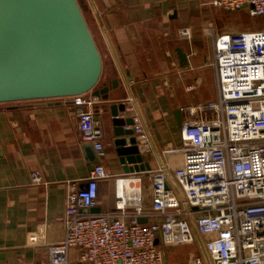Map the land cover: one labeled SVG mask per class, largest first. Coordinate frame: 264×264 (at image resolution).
I'll return each mask as SVG.
<instances>
[{
    "label": "crops",
    "instance_id": "0c3cea01",
    "mask_svg": "<svg viewBox=\"0 0 264 264\" xmlns=\"http://www.w3.org/2000/svg\"><path fill=\"white\" fill-rule=\"evenodd\" d=\"M79 1L89 13L96 39L87 25L88 30L101 60L97 88L118 82L108 101L98 98L95 106L105 156L98 162L88 160L83 146L89 143L80 138L71 98L0 103V264H47V246L64 236L66 193L85 182L97 163L111 177L99 181L94 210L114 211V181L124 173L113 145L110 105L125 104L120 116L137 117L142 123L151 145V152L142 157L151 170L165 163L176 167L180 156L164 153L180 147L181 115L177 119L174 113L216 98L208 33L261 30L231 20L230 15L241 10L226 12L210 0ZM35 171L39 185L31 183ZM142 182L147 214L151 198L148 184ZM163 251L165 264H193L196 258L209 263L196 233L192 243ZM76 256L72 250L71 260Z\"/></svg>",
    "mask_w": 264,
    "mask_h": 264
},
{
    "label": "built area",
    "instance_id": "2783aa9c",
    "mask_svg": "<svg viewBox=\"0 0 264 264\" xmlns=\"http://www.w3.org/2000/svg\"><path fill=\"white\" fill-rule=\"evenodd\" d=\"M210 4L264 18V0ZM208 36L216 98L179 109L180 147L164 152L178 154V165L115 178L114 211L92 213L99 181L111 177L95 164L85 182L66 193L64 236L47 246V264H165L163 247L192 243L195 233L208 264H264V29ZM97 99L88 93L74 96L71 106L82 142L92 144L101 160ZM132 120L126 129L133 130L139 153H150L149 135L137 117ZM127 180L138 182V189L125 190L121 185ZM144 180L151 198L147 214ZM31 183L41 184L39 172L31 173ZM139 218L146 223H138ZM192 262L201 264L199 258Z\"/></svg>",
    "mask_w": 264,
    "mask_h": 264
},
{
    "label": "water",
    "instance_id": "95a60500",
    "mask_svg": "<svg viewBox=\"0 0 264 264\" xmlns=\"http://www.w3.org/2000/svg\"><path fill=\"white\" fill-rule=\"evenodd\" d=\"M176 52L180 62H185V55ZM100 73V56L76 0H0V103L87 93L107 102L118 82L95 88ZM125 110L123 103L109 106L113 145L122 171L124 175L150 171L133 130L126 129L133 125L132 118L120 116ZM174 114L178 119L179 110ZM83 148L88 160L98 162L92 144Z\"/></svg>",
    "mask_w": 264,
    "mask_h": 264
},
{
    "label": "rangeland",
    "instance_id": "374dc122",
    "mask_svg": "<svg viewBox=\"0 0 264 264\" xmlns=\"http://www.w3.org/2000/svg\"><path fill=\"white\" fill-rule=\"evenodd\" d=\"M76 1L80 7V10L82 12V15H83V18L85 20L86 25H88L89 28L91 29L89 13L87 12V10H84L82 8L79 0H76ZM230 18H231V20L235 19V20L239 21L241 26L250 25L251 28H260V29L264 28V18H251L245 14L244 10H241V12H238V13H233V15H230ZM91 31H92V29H91ZM91 33L93 34V31ZM93 38L96 39L94 34H93ZM95 88H97V85Z\"/></svg>",
    "mask_w": 264,
    "mask_h": 264
},
{
    "label": "bare ground",
    "instance_id": "6f19581e",
    "mask_svg": "<svg viewBox=\"0 0 264 264\" xmlns=\"http://www.w3.org/2000/svg\"><path fill=\"white\" fill-rule=\"evenodd\" d=\"M121 186L124 187L125 190L127 191L134 192L138 189V182H136L135 180H127L124 183H122Z\"/></svg>",
    "mask_w": 264,
    "mask_h": 264
}]
</instances>
